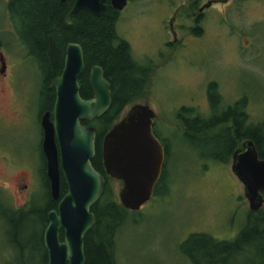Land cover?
Here are the masks:
<instances>
[{"label": "rangeland", "instance_id": "374dc122", "mask_svg": "<svg viewBox=\"0 0 264 264\" xmlns=\"http://www.w3.org/2000/svg\"><path fill=\"white\" fill-rule=\"evenodd\" d=\"M208 1L215 4L205 12L203 34L197 37L189 31L191 17L179 9L193 4L189 9L193 12ZM224 1L157 0L158 9L138 5L133 17L131 8L114 24L117 36L129 43L133 59L152 67L145 97L134 104L147 105L154 112L153 132L170 150L161 195L153 196L139 212H129L117 236V264H189L183 254L190 247L186 242L191 235L224 239L244 228L250 211L231 161L225 165L205 158L209 149L186 140L176 117L182 107L209 116L207 88L212 82L223 105L244 100L249 122L264 124V0ZM6 4L7 0H0L1 31L7 28ZM176 11L173 31H178L183 46L178 37V43H173L169 26ZM0 45L7 63L6 77L0 81L8 85L9 95H0V201L13 210L33 202L40 207L47 191L39 68L24 58L14 41L11 46L5 34H0ZM134 104L124 109L120 119ZM109 187L111 198L121 205L122 183L111 179ZM11 231L0 223V264H41L26 246L32 235L40 236L41 228H24L19 238ZM250 255L245 245L216 263L259 264L257 260L252 263Z\"/></svg>", "mask_w": 264, "mask_h": 264}, {"label": "trees", "instance_id": "16d2710c", "mask_svg": "<svg viewBox=\"0 0 264 264\" xmlns=\"http://www.w3.org/2000/svg\"><path fill=\"white\" fill-rule=\"evenodd\" d=\"M73 3L74 0H67L65 3H61L60 0L15 1L11 11L18 38H15L14 45L25 53V59L32 60L39 68L42 83L39 97L42 99V106L39 117L53 110L55 92L51 82L62 73L64 51L68 44H79L84 52L85 70L79 78L80 95L84 100L92 98L88 76L91 66L101 67L104 78L111 85L112 101L109 111L99 120L82 123L97 131L96 155L92 164L105 179L102 197L92 208L96 221L84 239V254L85 264H117L116 239L129 212L111 198L109 190L111 179L103 167L102 144L105 135L120 120L124 109L145 97L153 70L149 64L142 65L136 62L131 55L130 46L117 36L114 29L117 18L112 9H106L99 18L85 11L71 15ZM191 8H194L193 4ZM50 37L62 51V57L55 67L49 62ZM207 96L211 108L208 117L193 108L182 107L178 111L176 117L184 128L182 133L184 138L197 146H206L210 152L205 158L211 162L228 164L231 155L244 140H251L256 146L259 158L264 159V124L254 125L249 122L245 113L246 102L240 100L232 106L220 109L222 100L217 85L212 82L208 85ZM232 121L233 130L230 128ZM163 147L167 162L170 157L169 146L165 143ZM43 160L45 164V159ZM165 162L153 196H160L161 187H165L167 182ZM43 176L47 191L44 204L35 207L33 202L27 204V208L13 210L0 201V223L11 228L12 231L9 233L18 238L24 228L39 226L42 230L40 236L32 235L26 246L33 254L39 256L41 264H47L43 233L48 225V213L56 210L57 203L50 198L46 168ZM166 192H162V195ZM66 193L67 188L62 184L61 197ZM258 226L264 227L262 210L247 214L244 228L235 242L217 247L215 240L210 236L193 234L186 242L190 247L184 254H193L190 255L193 264H199L197 257H204L207 264H217L220 257L229 255L231 250H239L248 245L254 235V238L258 236L260 243H264V233H254ZM60 239L63 240V233H60Z\"/></svg>", "mask_w": 264, "mask_h": 264}, {"label": "water", "instance_id": "95a60500", "mask_svg": "<svg viewBox=\"0 0 264 264\" xmlns=\"http://www.w3.org/2000/svg\"><path fill=\"white\" fill-rule=\"evenodd\" d=\"M66 1L60 0L61 3ZM107 1L76 0L71 15L85 11L99 18L106 10ZM109 1L119 12L128 0ZM211 4L210 1L200 11ZM170 29H173L172 23ZM48 42L50 65L55 67L62 57L61 51L52 37ZM0 62L1 72H4L2 55ZM84 70L82 47L69 44L63 57L62 73L51 82L55 92L53 110L39 118L50 198L57 203L56 210L48 213V225L43 233L47 264H85L84 239L95 224L92 208L101 199L105 185V179L92 164L97 131L82 123L99 120L109 111L111 85L104 78L102 68L93 67L89 77L92 98L84 100L79 85ZM155 118L147 105L134 104L103 139L105 173L122 183L118 198L128 212H139L151 201L162 175L165 150L153 132ZM231 170L244 187L249 211L259 212L264 205V160L259 159L251 140L245 141L234 152ZM62 184L67 193L61 197ZM60 233H63L62 241Z\"/></svg>", "mask_w": 264, "mask_h": 264}, {"label": "flooded vegetation", "instance_id": "af4514ba", "mask_svg": "<svg viewBox=\"0 0 264 264\" xmlns=\"http://www.w3.org/2000/svg\"><path fill=\"white\" fill-rule=\"evenodd\" d=\"M75 1L76 0H74V3H75ZM154 1H155V3L157 2V0H128L127 1V3H126V6L124 7V9L122 10V11H116V10H114L113 9V7H112V5H111V3H110V1L108 0L107 2H106V4H105V7H106V9H112L113 10V12L115 13V18H118L121 14H123L124 12H126L127 10H129V9H134V12H131V13H134V14H132V16H130V17H133L134 15H135V10H136V8L138 7V5H141V4H147L148 5V7L149 6H151V8H152V10L154 9H158V6L157 5H154ZM216 1V0H215ZM14 2H15V0H7V24H6V30L5 31H1L0 30V34H2V35H6V38H7V40H8V42H9V44H11V46L13 45V41H14V39L15 38H18V35H17V33H16V29H15V24H14V20H13V14H12V9H13V4H14ZM18 2V1H17ZM210 1H208L206 4H204V5H202L201 7H199V8H197L196 10H194L193 12L192 11H190L189 9H191L190 7H187V8H185V10L183 9V8H180L179 10H183V12L184 11H186V13H187V15H189L190 17H191V20H192V23H193V26L192 27H189V28H191V29H189V31H190V33L192 34H195L197 37H201V35L203 34L202 32H203V28H202V23H203V21H204V15H205V12L207 11V10H209V9H211L213 6H214V4L215 3H212L211 4V6L209 7V8H207V9H204L203 11H200V9L201 8H203L204 6H206L208 3H209ZM212 2V1H211ZM74 3H73V5H74ZM73 5H72V8H73ZM72 10V9H71ZM106 11V10H105ZM177 14H178V11H176V12H174L173 13V17L170 19V23H172V25L174 24L173 23V21L175 20V16H177ZM170 23H169V26H170ZM173 30V29H172ZM171 30V32H172V37H173V43L174 42H177V37L178 38H180V35H179V33H178V31H177V34L174 32V31H172ZM194 36V35H193ZM122 41H124V42H126L128 45H129V43L127 42V41H125V40H122ZM179 44H181L182 43V46H183V39L182 38H180L179 39ZM177 42V43H178ZM69 45V44H68ZM68 45H66V47L68 46ZM79 45V44H78ZM130 46V45H129ZM170 47V44L169 45H167L166 44V46L165 47ZM66 47H65V49H66ZM0 48H3V46H1L0 45ZM60 49V48H59ZM2 50V49H1ZM160 49H158L157 51H159ZM49 51V50H48ZM61 51V50H60ZM157 51H155V52H157ZM64 53H65V51H64ZM84 53V52H83ZM3 56V58H4V62H5V71H6V68H7V63H6V60H5V56H4V54L3 53H0V56ZM48 55H49V52H48ZM158 55H163V54H158ZM61 56H62V51H61ZM49 62H50V59H49ZM96 65H94V66H91L90 67V69H89V72H88V76L90 77V72H91V69L93 68V67H95ZM2 71V63L0 62V78H5L6 77V72L4 71V72H1ZM1 82V81H0ZM3 85H2V88L0 89V95L2 96V97H7V96H9L8 95V85H6V83H3V82H1ZM39 85H42V83H40ZM55 94V93H54ZM87 100H89V99H87ZM207 102H208V105H209V115L211 114V108H210V104H209V101H208V99H207ZM226 107V106H232V104H229V105H220V109H222L221 107ZM245 113H246V111H245ZM23 115V114H22ZM246 115H247V117H248V114L246 113ZM206 117H208V116H206ZM230 125V124H229ZM228 125V126H229ZM230 128L233 130L234 129V124H233V121H232V123H231V126H230ZM42 133V132H41ZM234 133H235V130H234ZM245 141H247V140H244L243 142H242V144L245 142ZM41 144H42V139H41ZM241 144V145H242ZM241 145H240V147H241ZM240 147H237L236 149H235V151L236 150H238V149H240ZM234 151V152H235ZM234 152H233V154H234ZM41 153H42V147H41ZM233 154L231 155V159H230V161H231V165H232V156H233ZM43 155V154H42ZM43 158H44V156H43ZM260 160H264V159H261V158H259ZM22 180V179H21ZM28 188V186L27 185H23V189H27ZM263 195H264V193H263ZM264 206V205H263ZM262 210V209H261ZM257 228V231H255L254 233H256V234H260V233H264V227H260V226H258V227H256ZM240 232L241 231H237L236 233H234V234H231V236H229V238H224V239H215V244H217V247H220V246H222L223 244H231V243H233V242H235L236 240H237V238H238V236L240 235ZM255 236V235H254ZM254 236L253 237H251V240L248 242V246L246 245V247H247V249H248V253L250 252L251 253V262L253 263V262H255V260H257L258 262H259V264H264V243H260V240H258L257 239V237L258 236H256L255 238H254ZM254 242V244L251 246V242ZM236 250L237 249H233V250H231V252L229 253V255H226L225 257H220L221 259L219 260V261H221L222 259L224 260V259H229V258H231L234 254H235V252H236ZM238 251V250H237ZM218 254H221V253H219L218 252ZM190 255H193L192 253L191 254H189V255H185V254H183V256H184V258H186L188 261H189V264H193L192 262H191V259H190ZM196 256V255H195ZM197 258H199V264H207V262H206V259L204 258V257H197Z\"/></svg>", "mask_w": 264, "mask_h": 264}]
</instances>
